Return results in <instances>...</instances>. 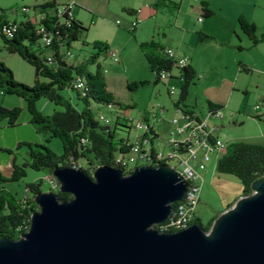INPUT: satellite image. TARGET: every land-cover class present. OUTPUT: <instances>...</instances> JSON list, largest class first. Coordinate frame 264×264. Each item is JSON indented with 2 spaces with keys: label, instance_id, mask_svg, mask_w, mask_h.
Segmentation results:
<instances>
[{
  "label": "rangeland",
  "instance_id": "1",
  "mask_svg": "<svg viewBox=\"0 0 264 264\" xmlns=\"http://www.w3.org/2000/svg\"><path fill=\"white\" fill-rule=\"evenodd\" d=\"M47 1L51 0H0V10L5 20L18 24L26 19L21 13L22 8L32 10ZM154 2L155 0H77L73 13L75 19L82 23L87 31L82 34L81 39L72 44V54L68 63L75 65L96 54L97 51L92 47L94 42H103L109 50L117 51L119 64L101 56L96 59L94 65L89 66L88 71L94 73L97 65L102 66L109 92L115 96V101L126 110L120 112L117 105L114 108L110 105L109 110L103 109L102 106L97 108L92 105L94 118L101 126H106L97 117L98 112L103 109V115L109 121L107 126L111 128L115 127L117 117L121 118L120 122L126 127H119L116 131V139H123L130 143H134L137 134L144 132L136 133L134 129L138 121H143L144 125L153 128L159 136L153 141V147L165 154L168 150L167 139L172 131L171 122L174 118L179 120L182 117L181 112L173 105V102L178 99V91L172 96L168 93L169 86L176 84L178 87V83L171 80L172 83L169 85L162 82L155 85V74L150 72L138 44L149 42L153 38L156 43L159 42L166 48L168 46L173 49L185 48L194 41L193 30L194 27L200 25L198 22L200 10L197 3L184 0L181 12L173 11L168 7H160L156 13H153L150 8ZM131 12L138 14V17L130 14ZM28 16L32 17V13ZM137 18L142 20L140 25L135 31L129 30L130 25L135 23ZM176 18L179 19L180 26L176 25ZM254 19L257 21V35L260 38L264 33V10H257ZM117 21L121 25L117 24ZM0 62L12 71L18 83L28 85V87L35 83L33 67L18 56L8 53L1 39ZM226 64L225 76L231 81V85L225 88L227 93L219 91L223 97L222 118H208L205 104L200 105L198 102L196 111L201 120L206 119L210 130L213 126L218 127L213 135L224 142L227 147L234 142L264 145V108L259 112L255 111V105L264 97V44L257 48L249 45L248 49L242 52L238 50L233 52L227 58ZM245 67L248 68L246 72ZM137 81H147L149 84L133 92L129 91L127 85ZM60 94L68 99L72 106L81 110L83 105L76 93L66 89ZM190 99L194 106L193 97L191 96ZM0 106L21 109L13 127L9 126L7 121L0 122V174L4 177H11L12 164L19 166L28 162L30 157L26 146L28 144L46 146L57 156L63 154L60 140L37 132L36 127L31 124L26 103L22 98L0 93ZM36 106L43 115L62 111L61 108L42 98L36 102ZM177 139H182V136ZM149 148L150 145L145 146V149ZM135 155L129 152L123 156V159L131 161ZM202 160V152H198L197 160L192 161L191 166L199 174L198 183L201 188L195 218H199L205 225L234 207L237 201L244 196L242 195L243 187L234 176L220 175L217 172L218 159L215 154L211 155L210 162H203L204 169H199L198 163ZM143 164L145 162H140V165ZM168 165L176 166L174 161H170ZM76 166L86 168L85 160L80 159ZM25 171V176L17 182L7 183L6 190L21 199L28 185L40 183L44 193L50 191L57 194L58 190L49 179L48 171H35L29 168Z\"/></svg>",
  "mask_w": 264,
  "mask_h": 264
},
{
  "label": "water",
  "instance_id": "2",
  "mask_svg": "<svg viewBox=\"0 0 264 264\" xmlns=\"http://www.w3.org/2000/svg\"><path fill=\"white\" fill-rule=\"evenodd\" d=\"M51 175L72 199L37 194L29 231L0 239V264H264V178L206 233L198 224L154 228L188 190L170 165L143 164L128 175L99 166L91 177L66 167Z\"/></svg>",
  "mask_w": 264,
  "mask_h": 264
},
{
  "label": "trees",
  "instance_id": "3",
  "mask_svg": "<svg viewBox=\"0 0 264 264\" xmlns=\"http://www.w3.org/2000/svg\"><path fill=\"white\" fill-rule=\"evenodd\" d=\"M161 3H165V0H155L154 5L159 6V4L162 5ZM55 4V1L51 0L34 8L46 16L45 19L41 20L40 25H43L46 33L52 36L53 45L50 49H43L40 41L42 36L38 34L39 25L30 22L26 15L23 22L18 24L12 22L17 26L16 32L13 33L12 37L6 38L2 33V28L9 21L4 19L2 10H0V39L3 47L8 53L18 56L33 67L35 74V83L28 87V85L18 83L12 71L0 62V93L22 98L26 103L30 122L36 127L37 132L60 140L63 150V154L57 156L46 146L28 144L26 145L30 156L28 162L19 166L12 164L11 177H4L0 174V239L8 238V240L17 241L22 234L24 235L29 231L30 217L39 210L35 204V196L44 193L40 183L28 185L25 188L26 193L21 199L6 190L7 183L17 182L25 176L27 168L35 171H48V174L51 175L54 169L73 168L80 159H84L86 168L83 170L89 177L94 173L92 169L99 166H110L123 171L120 166L115 164L114 160H116L118 153H123L125 156L131 152L132 148L129 145L128 147L125 146L127 142L123 139H116V131L119 127H126L120 122L121 118L117 117L115 127L111 128L101 126L93 115L92 105L97 106V108L98 106L105 108L110 105L114 108L117 105L120 112L126 110L115 101V96L108 91L102 66L97 65L94 73L88 71L89 66L94 65L98 57L107 58L110 51L109 47L103 42H94L92 47L97 52L84 62L73 65L68 63V60H64L62 51L64 49L71 50L72 44L81 39L82 34L87 29L77 20L73 22L71 28L60 26L58 24L59 19L50 14L51 10L55 8ZM167 7L173 11L180 10L179 2H170ZM203 12V18L213 15L212 12L205 9ZM238 24L240 30L252 41L254 47L264 41V34L259 39L256 37V27L253 23L240 18ZM197 36V43L213 41L212 37L200 32ZM139 47L148 63L150 72L155 74L154 84L157 85L160 82L159 74L161 71L173 70L172 62L163 57V47L154 40L140 43ZM48 50L52 54L51 64L47 63L44 58V54ZM76 77L83 78L85 82L84 97L72 89L71 85ZM180 77L182 80L177 87L178 99L173 102V105L176 110L183 111L182 105L187 100L189 87L194 84L195 71L191 66H188L181 70ZM148 84L147 81H137L127 85V89L133 92ZM66 89L76 93L78 100L83 105L81 110L72 106L70 101L60 94ZM40 98L61 108L62 111L43 115L36 106V102ZM217 110L222 111V108L208 104V112ZM20 112L21 109L19 108L12 109L0 106V122L7 121V124L13 127ZM185 151V149L179 150L181 153H185ZM145 164L148 165L147 162ZM156 164L153 161L149 165L155 166ZM216 170L220 175L234 176L243 187L242 195L250 196L253 193L251 189L253 182L264 178V145L250 142L232 143L225 148L224 154L218 159ZM57 196L61 202L72 199L69 194L60 192H57ZM174 209L176 208L174 207ZM214 221L215 219H212L203 225L199 218H195L192 224L200 225L204 232L208 233ZM155 227L165 232L163 225H156ZM167 232L176 231L169 229Z\"/></svg>",
  "mask_w": 264,
  "mask_h": 264
},
{
  "label": "built area",
  "instance_id": "4",
  "mask_svg": "<svg viewBox=\"0 0 264 264\" xmlns=\"http://www.w3.org/2000/svg\"><path fill=\"white\" fill-rule=\"evenodd\" d=\"M55 8L51 10V16H55L59 19V25H63L67 28H71V25L76 20L73 9L76 7L77 0H54ZM184 0H165V3H181ZM196 1V0H189ZM21 13L26 15L30 22L33 24H37L38 26V34L40 36H44L45 44L41 43L43 49H50L53 45L52 36L47 34L44 26L40 25L41 20L45 19L46 16L38 10L34 8L30 10L29 8H22ZM29 13H32V17H29ZM202 16L198 18V22L202 21ZM141 23V19H138L130 25L129 30L135 31L136 27ZM117 24L121 25L119 21ZM17 26L14 23L9 22L2 28V33L6 36V38H10L13 36V33L16 32ZM62 56L64 60H68L71 57V50L64 49L62 51ZM163 57L172 62L173 70L172 71H161L159 74V81L166 84L175 80L177 83L181 82L182 78L180 77V72L182 69L189 66V56H179L176 50L172 48H166L162 50ZM118 52L114 50H110L107 58L114 62L120 63V59L118 56ZM44 58L47 63H52V54L50 50L48 53L44 54ZM176 71L175 73H173ZM83 78L76 77L72 86V89L78 91L82 97H84L83 93ZM177 85L169 86L168 93L169 95H175L177 93ZM109 110V107H105ZM264 108V97L260 100L258 104L255 105V111L259 112ZM104 109V107H103ZM103 109L98 112L97 117L102 123L106 126L109 121L104 117ZM180 111L182 117L177 120L174 118L171 122L172 131L169 134V138L167 139V152L165 154L160 153L158 149H155L154 140L158 139L159 136L156 134L153 128H149L144 125L143 121H138L134 129L137 134L135 137L134 143L127 142L125 146H137V155L134 156L133 160H124L123 153H118L116 156V160H114L115 164L120 166L123 169V172L128 175L133 172V170L140 166L138 165L140 162H147L148 165L151 162H156L157 164L168 165L170 161H174L176 166H172L176 171L180 172L184 177V180L188 183V190L185 193L183 199L176 203L174 207L182 208V216L178 220H186L185 227H189L195 219V210L199 204V193L201 192L200 185L198 183L199 174L193 167L191 166V162L197 160L198 152H202L203 160L198 163L199 169H204L203 162H210L211 155L215 154L217 159L221 158L224 154L225 148H227L226 144L217 137L213 135L215 131H217L218 127L213 126L212 130H210L209 125L205 120H201L198 115L191 111ZM208 118L213 117H221L222 111L217 110L214 112H208ZM207 118V119H208ZM151 132V134H150ZM182 136V139H177ZM171 137V138H170ZM153 144H152V142ZM150 145L149 149H145V146ZM180 149H185V153L179 152ZM154 151V153H152ZM156 164V165H157ZM73 168H77L74 165ZM96 168L92 169L94 172ZM49 179L53 182L55 188L58 190L59 185L55 180L54 176L49 175ZM184 228H177V221H168L164 222L163 230L168 231L172 229L173 231H180Z\"/></svg>",
  "mask_w": 264,
  "mask_h": 264
},
{
  "label": "crops",
  "instance_id": "5",
  "mask_svg": "<svg viewBox=\"0 0 264 264\" xmlns=\"http://www.w3.org/2000/svg\"><path fill=\"white\" fill-rule=\"evenodd\" d=\"M182 2L179 3V12H181ZM194 3L198 5L200 17L204 13V9L212 12L213 15L207 18L202 17V21L199 22L200 25L194 27V41L190 42V45H186L185 48L181 47L180 49L176 48L174 50H176L179 56H189V66L195 71L194 84L189 87L188 97L183 103L182 108L185 111H191L198 115L196 111L197 102L200 105L205 104L207 111L208 104L221 107L223 97L219 91L227 93L225 88L231 85V81L225 76L227 58L237 50L238 52H242L248 49L249 45L253 48H257L264 44L263 41L254 47L252 41L240 30L238 24L240 18H244L248 22L253 23L256 27V37L258 38V25L257 21L254 19V14L257 10H264V0H196ZM166 6H169V4L163 3L162 5L159 4V6L152 5L150 9L153 10V13H156L160 7L165 8ZM130 14L138 17V14L134 12ZM175 21L176 25L180 26L179 19L176 18ZM199 32L212 37L213 41L197 43V34ZM263 34H261V37ZM152 40L154 39L152 38ZM161 46L163 50L166 49L163 45ZM167 48L171 47L168 46ZM246 69L248 68L245 67V72L248 71ZM240 74H242V72H240ZM171 83L172 81H169L167 85ZM233 86L235 88V84H233ZM234 88L232 89L234 90ZM191 96L193 97L194 106L191 104ZM198 117L200 118L199 115Z\"/></svg>",
  "mask_w": 264,
  "mask_h": 264
},
{
  "label": "bare ground",
  "instance_id": "6",
  "mask_svg": "<svg viewBox=\"0 0 264 264\" xmlns=\"http://www.w3.org/2000/svg\"><path fill=\"white\" fill-rule=\"evenodd\" d=\"M45 38L44 36H42V38L40 39L41 43H44L45 44ZM85 82L83 80V84H82V88H83V93L85 91V86H84ZM85 95V93H84ZM131 152L136 154L137 155V146H134L131 148ZM176 209H174L173 207V213L172 215L170 216V218L165 221V222H168V221H177V228H184L185 227V221L186 220H178L180 219V217L182 216V208L181 207H175ZM161 225H164V223H162ZM188 227V226H187ZM186 227V228H187ZM185 229V228H184Z\"/></svg>",
  "mask_w": 264,
  "mask_h": 264
}]
</instances>
